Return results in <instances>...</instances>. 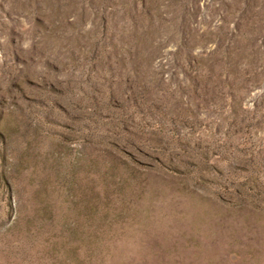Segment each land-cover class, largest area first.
I'll use <instances>...</instances> for the list:
<instances>
[{
  "label": "rangeland",
  "instance_id": "1",
  "mask_svg": "<svg viewBox=\"0 0 264 264\" xmlns=\"http://www.w3.org/2000/svg\"><path fill=\"white\" fill-rule=\"evenodd\" d=\"M0 264H264V0H0Z\"/></svg>",
  "mask_w": 264,
  "mask_h": 264
}]
</instances>
